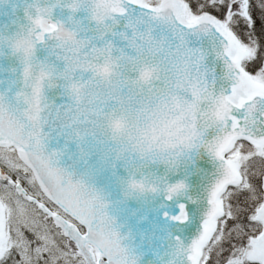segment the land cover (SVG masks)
<instances>
[{
    "label": "snow or ice",
    "instance_id": "6c2138e0",
    "mask_svg": "<svg viewBox=\"0 0 264 264\" xmlns=\"http://www.w3.org/2000/svg\"><path fill=\"white\" fill-rule=\"evenodd\" d=\"M99 2L98 10L92 7L97 0L66 5L73 14L88 11L91 28L53 22L59 0L36 6L28 17L30 40L7 42L14 55L23 48V67L17 90L0 94V264H135L100 198L53 166L44 129L102 144L104 117L118 105L147 99L135 84L151 81V70L157 73L151 92L175 90L206 114L183 156L201 150L218 165L200 234L177 254L186 264H264V0ZM38 50L47 53L43 60ZM104 61L119 79L108 88L90 82L80 102L79 85ZM184 188L169 187V198ZM41 197L57 208L50 210ZM175 219L187 220L183 205ZM233 240L225 256V243Z\"/></svg>",
    "mask_w": 264,
    "mask_h": 264
},
{
    "label": "water",
    "instance_id": "95a60500",
    "mask_svg": "<svg viewBox=\"0 0 264 264\" xmlns=\"http://www.w3.org/2000/svg\"><path fill=\"white\" fill-rule=\"evenodd\" d=\"M57 3L58 0H0V94L17 90L23 67L19 56L14 55L4 41L27 31L28 17L35 15L36 6L52 7ZM70 3L71 0H59L58 6L53 8L52 21L61 22L69 29L77 23L82 28H91L90 13L81 10L73 14L66 7ZM46 55L43 50L36 53L41 60ZM55 95L49 93L50 98L55 99ZM44 132L47 135L45 151L55 154L53 166L66 172L73 183H83L100 198L105 205L104 213L112 221L130 260L135 264H186L177 253L181 247L188 248L200 234L205 194L218 167L211 156L194 149L176 162L165 164L135 156L120 157L114 146L101 145L91 139L78 143L47 127ZM132 180H147L155 191L133 192L129 188ZM177 183L184 184L185 188L170 199L168 189ZM181 205L187 214L184 223L175 219L180 215ZM66 215L87 232L85 225Z\"/></svg>",
    "mask_w": 264,
    "mask_h": 264
},
{
    "label": "clouds",
    "instance_id": "9594fccd",
    "mask_svg": "<svg viewBox=\"0 0 264 264\" xmlns=\"http://www.w3.org/2000/svg\"><path fill=\"white\" fill-rule=\"evenodd\" d=\"M94 10L102 9L103 5L97 0L93 6ZM94 14L98 12L94 11ZM31 26L26 32L12 37L11 44L22 43L30 40ZM23 55V48L17 52ZM108 66L109 71L105 73L104 68ZM142 71H150L148 68ZM151 81H143L139 78L135 86L138 90L143 89L144 95L148 96L135 106L124 107L118 105L115 110H110L104 117L100 137L101 145L114 146L117 155L123 157H138L141 160H157L161 163L172 159L176 162L189 151L190 142L198 134V125L206 115L201 112L200 104H189L184 97L173 90L162 92L157 95L151 92V84L157 78L154 70ZM119 79L118 73L109 61L97 64L92 69L91 80L79 85L78 100L85 102L88 98V85L95 82L108 88ZM142 185L141 188L132 189L131 184ZM129 188L133 192H152L154 185L147 180H132Z\"/></svg>",
    "mask_w": 264,
    "mask_h": 264
},
{
    "label": "flooded vegetation",
    "instance_id": "af4514ba",
    "mask_svg": "<svg viewBox=\"0 0 264 264\" xmlns=\"http://www.w3.org/2000/svg\"><path fill=\"white\" fill-rule=\"evenodd\" d=\"M27 185V184H26ZM28 186V185H27ZM31 188V187H30ZM32 189V188H31ZM33 190V189H32Z\"/></svg>",
    "mask_w": 264,
    "mask_h": 264
},
{
    "label": "rangeland",
    "instance_id": "374dc122",
    "mask_svg": "<svg viewBox=\"0 0 264 264\" xmlns=\"http://www.w3.org/2000/svg\"><path fill=\"white\" fill-rule=\"evenodd\" d=\"M227 243V242H226Z\"/></svg>",
    "mask_w": 264,
    "mask_h": 264
}]
</instances>
